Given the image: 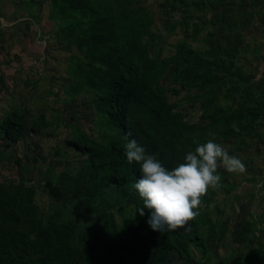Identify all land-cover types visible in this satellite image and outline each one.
Wrapping results in <instances>:
<instances>
[{
  "label": "trees",
  "instance_id": "1",
  "mask_svg": "<svg viewBox=\"0 0 264 264\" xmlns=\"http://www.w3.org/2000/svg\"><path fill=\"white\" fill-rule=\"evenodd\" d=\"M162 9L182 10V20L170 22L185 28L171 56L162 47L152 52L155 17L131 0H51L55 37L71 54L66 93L92 94L98 137L73 125L68 144L85 161L74 171L51 169L40 186L0 179V264H173L172 250L187 258L193 248L202 264H264V240L245 247L264 213L230 230L203 211L183 228L153 231L150 210L138 211L140 166L124 149L127 135L171 170L198 143L235 141L242 150L259 135L264 70L249 72L240 59L247 31L264 17V0H166ZM200 39L203 46L190 42ZM170 67L172 83L189 91L186 100L200 103L201 122L169 101L162 80ZM27 123L21 109H12L0 118V140L17 143ZM30 125L53 126L45 113ZM38 187L49 195L46 213L35 198ZM219 188H209L202 203L209 207ZM228 233L232 259L219 249Z\"/></svg>",
  "mask_w": 264,
  "mask_h": 264
},
{
  "label": "rangeland",
  "instance_id": "2",
  "mask_svg": "<svg viewBox=\"0 0 264 264\" xmlns=\"http://www.w3.org/2000/svg\"><path fill=\"white\" fill-rule=\"evenodd\" d=\"M165 1L131 0V4L148 9L155 17L148 37L152 52L162 47L163 54L171 56L175 52L174 45L184 38L185 28L172 27L170 22L182 20V10H171L167 14L162 9ZM50 15L51 0H0V118L17 107L28 121L20 141L6 146L0 140V179L7 182H17L23 177L28 184L40 186L51 169L57 173L74 171L83 164L85 157L68 144L73 136V125L98 137V127L93 125L97 118L92 94L84 91L71 98L66 93L65 86L71 82L68 73L71 54L57 41V24ZM190 42L203 46L201 39ZM240 64L257 75L264 70V17L257 18L247 31ZM172 72L173 67H170L162 80L169 101L186 119L201 122L200 103L186 100L189 91L172 83ZM41 113L48 116L53 126L33 130L30 119ZM255 127L259 135L250 138L248 146L242 150L237 149L235 141L220 142L230 155L242 160L247 172L231 174L219 168L225 186L217 190L209 207L202 203L199 209L227 221L230 230L246 216L259 217L264 213V115ZM35 198L42 213H46L49 195L38 187ZM261 240H264V223L257 222L251 241L245 247L250 248ZM219 249L230 259L235 256L231 233L219 243ZM170 260L173 264H202L194 248L192 256L187 258L172 250Z\"/></svg>",
  "mask_w": 264,
  "mask_h": 264
},
{
  "label": "clouds",
  "instance_id": "3",
  "mask_svg": "<svg viewBox=\"0 0 264 264\" xmlns=\"http://www.w3.org/2000/svg\"><path fill=\"white\" fill-rule=\"evenodd\" d=\"M124 145L127 161L137 162L140 166V178L134 188L143 202L138 209L143 216L144 209L150 210L147 221L153 231H174L199 215L202 197L209 188H219L222 177L219 168L231 174L247 172L242 160L230 155L226 146L213 139L198 143L183 157L182 163L171 170L165 167L156 155L148 154L144 146L137 141L128 140Z\"/></svg>",
  "mask_w": 264,
  "mask_h": 264
}]
</instances>
